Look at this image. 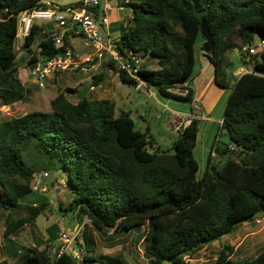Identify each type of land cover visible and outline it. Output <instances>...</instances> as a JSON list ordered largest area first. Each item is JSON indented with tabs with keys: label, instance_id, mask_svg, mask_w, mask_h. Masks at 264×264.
I'll use <instances>...</instances> for the list:
<instances>
[{
	"label": "trees",
	"instance_id": "obj_1",
	"mask_svg": "<svg viewBox=\"0 0 264 264\" xmlns=\"http://www.w3.org/2000/svg\"><path fill=\"white\" fill-rule=\"evenodd\" d=\"M127 4L133 8L132 24H121L118 50H133L156 60L158 68L143 67L139 78L159 94L186 102L194 99L193 88L185 82L195 70L196 43L200 38L205 42L201 23L207 21L215 44L204 54L215 67L217 84L230 89L219 126L228 141L221 142L216 135L207 168L199 176L194 155L198 117L178 131L169 149H162L150 129L136 127L129 110L116 115L114 100L82 96L72 102L59 92L50 101V111L34 110L0 123V207L9 211L3 235L18 234L46 211L48 199L36 204L32 199L34 174L43 163V169L66 170L74 194L70 209L79 216L88 215L105 232L147 224L144 250L150 264H185V257L203 244L233 233L240 222L264 213V49L255 56L253 71L233 80L227 76L229 51L241 49L256 36L264 37V0L247 4L241 0H134ZM40 5H46L44 0H0V101L4 105L31 92L19 77L14 41L18 14ZM39 33L40 26L35 24L24 45L28 53L38 40L48 56L62 53L70 44L66 37L57 48L51 37L38 39ZM202 42L199 47L204 52ZM120 78L138 83L124 72ZM177 87L188 92L169 90ZM30 150L33 153H25ZM220 156L227 157L216 163ZM15 209L26 214L15 218ZM55 239L52 234L42 249L15 252L25 264L28 257L37 264L104 263L90 255L88 242L81 261L67 253L52 259L47 246ZM234 251L225 245L213 264H264V251L236 259ZM0 264L12 263L4 258Z\"/></svg>",
	"mask_w": 264,
	"mask_h": 264
},
{
	"label": "rangeland",
	"instance_id": "obj_2",
	"mask_svg": "<svg viewBox=\"0 0 264 264\" xmlns=\"http://www.w3.org/2000/svg\"><path fill=\"white\" fill-rule=\"evenodd\" d=\"M105 0H102L101 5L104 4ZM252 0H241L243 4H247ZM132 0L129 1V3ZM100 5V6H101ZM102 11H100L99 17H101ZM42 37V34L39 36ZM203 39L200 38L196 43V56L197 63L193 74L188 78L191 82L192 87L195 91L198 89L199 95L196 97L197 102L203 105V109L207 112L210 111L212 103H216L223 95L225 90L228 88L222 87L217 84L215 79L214 65L207 59L204 52L200 50V42ZM73 48L77 53L84 57L93 46H87L85 40L81 37H76L71 40ZM239 43V42H238ZM39 44V40L32 46V51L36 50ZM204 42H202V45ZM26 49L22 48L17 52V65L19 70V77L24 82L27 88L31 89L27 97L23 100H19L12 105H4L0 101V123L6 119L12 117L22 116L34 110L40 111H50L51 104L50 101L55 97L60 90L63 92V86H59L57 91V85L55 81L48 80L46 87H38L35 82L27 76V60L30 53H24ZM24 51V52H22ZM144 65L147 68H153L157 65L154 59L146 60L144 57ZM206 67V73L197 77L202 68ZM94 70V69H93ZM90 71L91 74L94 71ZM89 72V73H90ZM116 73V71H114ZM87 73V72H86ZM211 73V83L206 85L202 82L203 79L210 77ZM85 72H80L78 76H83ZM229 77V76H228ZM93 81V77H92ZM90 81V82H92ZM120 82V83H119ZM138 84V83H137ZM137 84L133 81H119L117 80L113 86V92H115L112 97L117 101L116 115H118L121 110H129L132 117L134 118L137 128L141 130H146L149 122L150 132L156 138V145L160 146L162 149H169L173 141L179 136V130H175L174 124H179L185 122L184 119H178V117H173L172 120L167 118L172 114V110L167 108L170 102H176L181 110H189V103L186 101L169 98L166 96L159 95V92L155 87H146L142 84V89H139ZM85 84L81 85L83 88ZM80 87V88H81ZM71 89V88H70ZM57 91V92H56ZM68 90L67 93L69 99L74 101L77 98L76 92ZM229 91L219 104L215 108V113H223ZM99 95L91 96L92 99L97 98ZM101 96H108L102 95ZM90 98V96H89ZM201 101V102H200ZM167 104V105H166ZM192 111L194 114L195 108ZM196 110H198L196 108ZM171 111V113H170ZM147 121H145V120ZM169 124H173L171 129ZM213 124V123H212ZM219 126H210L208 121L200 120V130L197 145L194 149V155L199 162V176L205 172L208 162V150L210 144L216 139V135L219 133V138L221 142L228 141V136L225 131L219 130ZM33 153L30 151L25 152ZM33 155V154H31ZM227 156H220L219 160L224 161ZM43 163L38 164L37 171L34 174L33 179V189L35 194L32 195V199L35 204L40 202L41 198H46L49 201V205L46 211L37 217L35 223L25 225L18 234H15V239L4 238L3 232L6 226V218L9 211L0 207V259L4 257H9L13 262L14 257L12 256V249L17 251L20 247L23 251L29 253L28 248L39 247L44 248L46 242H49L52 234H56V239L47 246V252L50 254V248L59 240V231L61 227H74L82 219L81 216L76 211L70 209L74 206V194L68 183V177L66 170H47L43 169ZM47 172L48 175H44ZM66 208H69L67 210ZM13 213V211H11ZM15 214L13 216H23L26 214L24 209H15ZM147 232V224L140 227L133 228L131 230H119L115 231L109 229L105 232L96 227L93 223H89L83 230L79 239L84 244L86 248L89 244V253L92 256L100 257L104 260L103 262L91 261L88 264H150V260L145 255L144 250V237ZM88 242V245H87ZM225 245L233 246L234 254L232 257L236 258H252L257 256L260 252L264 251V213L258 214L253 219H248L240 222L235 231L231 234L222 236L210 243H205L197 250H195L191 255L185 257V264H213L215 259L218 257L221 249ZM13 247V248H12ZM51 256V254H50ZM53 259V257L51 256ZM28 257V264H37L34 260ZM109 263H108V262ZM23 264V263H21ZM163 264H172L171 262H165Z\"/></svg>",
	"mask_w": 264,
	"mask_h": 264
},
{
	"label": "built area",
	"instance_id": "obj_3",
	"mask_svg": "<svg viewBox=\"0 0 264 264\" xmlns=\"http://www.w3.org/2000/svg\"><path fill=\"white\" fill-rule=\"evenodd\" d=\"M44 2L45 6H34L18 14V28L14 41L16 54L24 48L26 39L30 36L35 24H39L42 37H51L57 48L64 45L66 37H69V42L72 38L81 37L87 46H93V48L81 57L69 44L62 53L48 56L41 51L42 48L38 44V48L29 54L27 60L28 75L38 87H46L50 78L64 71L92 70L98 61L112 65L111 68L118 75L124 72L138 80L139 89L143 88L142 84L148 87L138 75L139 70L144 67L143 57L133 50L121 53L118 50L116 38L101 31L102 26L110 24L107 13L111 9L110 5L106 6L99 17L101 0H68L65 3L58 0H44ZM263 49L264 37L260 36H256L250 44L240 49L244 73L253 71L256 63L255 56L259 55ZM169 90L181 95L188 92L187 88L181 87ZM194 108L196 113L194 112L192 117H198L201 120L209 119L199 104H194ZM190 121L191 119L174 124L175 130H182ZM222 122L223 120L220 124ZM169 125L172 128L173 124ZM44 175L47 176L48 173L45 172ZM90 222L89 216L84 215L74 227H61L58 242L49 250L53 259L67 253L77 261L83 260L86 248L79 236Z\"/></svg>",
	"mask_w": 264,
	"mask_h": 264
},
{
	"label": "crops",
	"instance_id": "obj_4",
	"mask_svg": "<svg viewBox=\"0 0 264 264\" xmlns=\"http://www.w3.org/2000/svg\"><path fill=\"white\" fill-rule=\"evenodd\" d=\"M58 1L65 3L68 0H58ZM129 1L130 0H105L104 1V4L100 6V11L104 12L107 5H110L111 9L107 11L109 19H110V24L107 26L101 27V31L103 33H105L106 35H110L112 38H119L121 35V26H122L121 24H123V26H130L132 24L133 8L127 4ZM132 1H134V0H132ZM40 35H41V32L39 33V36ZM38 39H40V37ZM72 39H70V44L73 47L72 42H71ZM22 52H24V51H22ZM24 53H27V52H24ZM207 59H208V57H207ZM146 60H149V59H146ZM228 62H229V65L227 68V76H229L230 79H232V77L238 78L241 74L244 73V70H243L244 65H243V60L241 58V52H240L239 47L233 48V49H231V51H229ZM156 63H157V61H156ZM111 66L112 65H110L104 61H98L94 64V67L92 68V70L94 69L93 70L94 72L92 74L90 72L92 70H79V71L69 70V71H64V72L56 74L55 76L50 78V80L55 81L56 84L59 83L57 85V88H58V89H56L57 91L59 90L60 85L63 86V89H64L63 92H65V94H67L68 99H69V96H68L69 93H67L68 90L73 91L74 93L76 92V94H73V95H76L77 98H74L75 99L74 101L71 100L72 102H77L82 96H87L88 98L90 96V99H92L93 97L91 98V96L99 95L95 99H101V98L112 99L115 101L116 107H117V101L114 99V97H112V95L115 93V92H113V86L117 80H119V81H122V80L120 78V75L115 73L113 68H111ZM144 68H147V67L144 65ZM153 68H158V64ZM25 69H26V72L28 73L27 68H25ZM82 71L85 72V74L83 76L79 77L78 74ZM18 73H19V70H18ZM205 73H206V67L201 69L200 73L197 74V77H201ZM213 74H215V68H214ZM213 74L211 73L210 77H208V80L203 79L201 82H199V84H196V87H197V85L200 86V83H202V82L205 85H206V82H208V84L211 83V76H213ZM27 76H28V74H27ZM92 77H93V81H92ZM96 77H98L97 80H96ZM90 81H92V82H90ZM82 84L83 85L85 84V86L83 88L81 87ZM185 84H188L190 87H192L190 81L185 82ZM228 91L230 93V89L225 90L222 97L216 103H212L210 111L207 112L203 109L204 108L203 105L199 104L197 102L196 97L199 95L198 89L195 91V89L193 88L194 99L192 102H188L189 103V110H184V111L181 110L179 107H177L178 104L176 102H174V103L170 102V104H168V105L166 104L167 108L172 110V114H170V116L167 118V122H168V120H172L173 117H178V119H181V120L184 118H185V120H190L193 116L192 111L194 109V104H199L202 107L203 112L205 114H207L209 117V119L203 120V121H208L210 123V126H213V125L216 126L217 124L220 126V122L223 120L225 109H224L223 113H221L222 112L221 111L220 113H215V115H214V112H215V108H216L217 104H219L218 102H220L224 97H226V94ZM60 92H62V91L60 90ZM101 94L102 95H108V96L102 97ZM159 95H161V94H159ZM161 96H163V95H161ZM228 97H229V95H228ZM228 97H227V100H228ZM168 99H169V97H168ZM226 104H227V102H226ZM170 113H171V111H170ZM147 124H148V126L146 127V129H150L149 128V122H147ZM219 126L213 128V129L216 130V128H218ZM171 129H174V128H171ZM198 137H199V135H198ZM212 144L213 143L210 144L209 150H210ZM209 150H208V153H209ZM10 238H11V240L15 239V235L11 236ZM5 240H6V238H5ZM20 249H21V247H20ZM11 254L14 257L13 262L9 259V257H4V258L8 259L12 264H21V263L25 264L24 263L25 261H22V257L17 255L14 249H12Z\"/></svg>",
	"mask_w": 264,
	"mask_h": 264
},
{
	"label": "water",
	"instance_id": "obj_5",
	"mask_svg": "<svg viewBox=\"0 0 264 264\" xmlns=\"http://www.w3.org/2000/svg\"><path fill=\"white\" fill-rule=\"evenodd\" d=\"M201 33L205 38V42L203 44L204 51L205 53L209 54L214 47L215 40H214V34L210 32V29H209V26L206 20H203L201 23Z\"/></svg>",
	"mask_w": 264,
	"mask_h": 264
},
{
	"label": "clouds",
	"instance_id": "obj_6",
	"mask_svg": "<svg viewBox=\"0 0 264 264\" xmlns=\"http://www.w3.org/2000/svg\"><path fill=\"white\" fill-rule=\"evenodd\" d=\"M182 88V87H181Z\"/></svg>",
	"mask_w": 264,
	"mask_h": 264
}]
</instances>
